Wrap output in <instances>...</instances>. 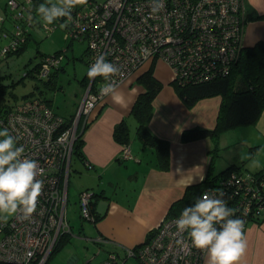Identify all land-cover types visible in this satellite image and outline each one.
<instances>
[{"label":"built area","instance_id":"obj_1","mask_svg":"<svg viewBox=\"0 0 264 264\" xmlns=\"http://www.w3.org/2000/svg\"><path fill=\"white\" fill-rule=\"evenodd\" d=\"M18 2L9 0L12 8H24ZM151 4L152 0H88L73 9L70 20L65 19V37L87 41L89 67L100 55L116 64L121 70L116 78L119 85L144 63L158 62L168 64L173 80L182 85L202 81L214 74L218 63H230L240 53L246 26L244 0H163L164 7L157 13L152 12ZM32 22L28 20L24 29ZM54 28L48 26L49 31ZM15 47L12 40L0 45V59ZM64 54L47 56L41 75L60 65ZM95 80L85 88L78 115L72 121L57 114L39 94L0 113V122L17 138V146H23L24 155L44 169V175L38 177L44 181V188L36 213L28 219L19 213L0 218V261L45 264L58 249L63 234L72 233L67 203L77 125L81 115L86 123L105 99L99 95L105 81L101 77ZM120 157L134 158L129 143L123 144ZM204 193L224 199L234 210L232 218L244 221V232L250 221L264 218V170L253 174L232 169L220 182L206 186L200 197ZM93 196L92 189L79 193L84 218H94ZM180 215L167 213L143 243L120 247L123 254L108 249L97 264H126L131 258L140 264H203L205 253L194 248L187 233L181 234L176 228ZM95 241L99 249L85 264H91L106 244L104 237Z\"/></svg>","mask_w":264,"mask_h":264},{"label":"crops","instance_id":"obj_2","mask_svg":"<svg viewBox=\"0 0 264 264\" xmlns=\"http://www.w3.org/2000/svg\"><path fill=\"white\" fill-rule=\"evenodd\" d=\"M244 3L247 22L243 41L245 46H252L258 41H264V0H244ZM155 70L162 86L154 98L148 125L158 137L169 140L168 167L163 168L158 164L155 148L144 145L129 121L130 148L133 147L132 136L133 139H139L141 148L138 147L137 152L131 148L134 156L132 159L124 160L120 157L123 144L116 140L114 129L126 115L130 116L142 89L140 84L133 87L135 76L119 85L126 106L122 107L111 98L105 97L83 133V162L85 165L91 164L87 167L98 173L96 179L94 177L92 180L93 183L104 185L106 182L103 176L106 175L108 183L118 185V181L122 180V173L131 175L136 181L132 186V193L129 192L124 202L114 199L113 196H106L107 209L104 213L99 210V202L97 205L95 201L97 211L102 217L94 222L97 229L95 236H86V239L92 240L100 235L106 239L103 246H109V249L115 244L134 246L141 243L150 229L168 213L172 204L184 196L187 186L204 180L211 166V154L216 146L213 139L205 136L184 140L182 137L193 127L215 126L222 102L221 96L203 98L193 107H188L171 82L170 67L166 63H160ZM262 170L264 167L256 171ZM93 183L85 189H90ZM105 189L101 188L100 194L105 195ZM245 236L248 247L240 264H264V219L250 221ZM206 261L205 254L203 264Z\"/></svg>","mask_w":264,"mask_h":264},{"label":"rangeland","instance_id":"obj_3","mask_svg":"<svg viewBox=\"0 0 264 264\" xmlns=\"http://www.w3.org/2000/svg\"><path fill=\"white\" fill-rule=\"evenodd\" d=\"M7 1L0 0V19L3 16L5 17ZM7 9L9 10L8 7ZM5 27L8 30L13 29L10 20H6ZM43 28H27V32L30 34L24 50L20 54L9 55L0 61V82L5 84L4 90L0 91V102H6L7 105H10L23 101L24 98L32 94H41L51 100V106L58 114L69 117L77 114L85 94V85L82 80L89 69L87 64L88 53L86 51L87 41L66 38L63 23H59L54 30L49 31L48 27ZM2 43H5L3 38L0 39V44ZM58 50L65 53L61 63L64 69L59 70L55 77L57 88H54L45 85L44 81L48 77H40L37 70L35 71V65L41 61L44 54H51ZM160 63L158 62L155 67H159ZM27 72L30 74L25 75ZM133 85L134 88L140 86L136 76ZM124 118L127 123L129 121L131 128L135 130L137 121L132 112L130 116L126 115ZM80 119H83V115L80 116ZM138 142L139 139L137 137L133 139L132 136L133 147L131 148L134 149V152H137L138 147L141 148ZM217 142V149L211 154L213 158L209 173L212 177L230 165L240 166L238 168L244 173L264 167V110L256 122L237 125L223 131ZM83 160L84 157L81 158L74 151L69 176L67 203V218L72 227V233L66 235L61 247L53 252L46 264H64L69 262L72 256L78 257L75 264H85L99 249V246L93 240L86 239V236H95L97 229L91 219L84 218L81 215L79 203V192L90 183H93L92 180L94 177L96 179L98 173L88 168ZM256 161L259 162L258 166L255 164ZM120 175L122 180L118 181V185L108 183V177L104 175L106 182L104 185L98 186L97 183H93L90 186V189L98 192L101 188H106V194L96 199L97 205L99 202V210L103 213L107 209L106 196H113L114 199L124 202L129 196V192L132 193L131 189L136 181L133 180L131 175L123 173ZM151 230L153 229L151 228ZM150 231L142 243L150 236ZM108 249L109 246H103L100 253L91 261V264H97V261L106 257V250ZM126 264L140 263L136 258H131Z\"/></svg>","mask_w":264,"mask_h":264},{"label":"trees","instance_id":"obj_4","mask_svg":"<svg viewBox=\"0 0 264 264\" xmlns=\"http://www.w3.org/2000/svg\"><path fill=\"white\" fill-rule=\"evenodd\" d=\"M18 1L20 5H24V8L20 6L12 8L8 0L7 7L9 10L6 7L5 17L3 16V20L0 21V39L3 38L5 40V43L0 45L3 47L4 45L9 44L11 40L16 42L15 49L9 48L0 61L9 55L20 54L24 50L30 34L27 32V29H24L28 20L33 21L29 26V29H40L44 27L42 19L37 13V8L40 4L47 3V0H30L28 3H24L25 0ZM52 2L55 3L56 1ZM20 13H22V15H19ZM65 19L66 18L58 19L52 25L56 27L59 23H63V29L65 30ZM6 20L11 21L13 25L12 30H8L5 27ZM17 30H21L19 35H15ZM60 54V50L51 54H44L41 61L35 65V71L37 70L40 77H48V79L44 81L46 86L57 88L55 77L57 76L59 70L64 69V67L61 64L54 66L47 75L42 76L41 71L43 63L46 61L47 56ZM60 63H62V61ZM147 64L148 63H144V65L141 66L135 74H133V76H136L138 83L142 86V89L136 98L131 112L137 121L136 133L138 138L142 140L144 145L153 146L155 148L156 155L159 159L158 164L165 168L168 167L169 164V140L158 137L152 132L148 125L153 109V101L161 89L162 82L155 75L156 63ZM215 68H217V71ZM212 73L214 74L209 75L202 81L185 85L178 83L176 80L172 81V83L178 91L180 98L188 107H193L203 98L221 96L222 102L215 126H196L188 129L182 137L184 140H192L209 136L215 142L216 146L214 150H216L218 137L223 131L237 125L256 122L264 110V41H258L252 46H245V43H243L242 49L240 53H238L237 58L231 60L230 63H218L217 67H214ZM29 74L30 73L27 72L25 75ZM82 82L84 83L85 88L89 85L90 79L87 74L84 76ZM95 85L96 80L94 81L93 88H95ZM4 87L5 84L0 82V91H3ZM34 95L35 94H32L30 96ZM38 96H41V98L44 99L49 106H51V100L49 98L41 94ZM15 104L7 105L6 102H0V113L11 109ZM73 116L74 114L65 118L70 120L73 119ZM3 129H5V126L0 122V130ZM114 136L121 144L130 143L129 125L125 118L116 124ZM74 151L76 154L81 156V158H83L84 152L82 133L78 136L75 142ZM238 167L239 166L237 165H230L213 177L210 173H208L204 180L188 185L184 196L172 204L168 214L182 213L186 206L193 204L195 200L200 197L206 186H211L215 182H220L221 179H224L229 174L230 170L239 169ZM98 195L102 196L104 194H100V191H94L92 201L94 218L91 219L93 222L102 217V215L98 213L95 203ZM263 219L257 221H261ZM66 235L67 234H63L61 237L58 249L61 247ZM99 236L92 238V240L96 242L95 239ZM141 243L132 247H137ZM120 247H122L120 244H115L110 249L116 250L119 254H123L124 250ZM0 264L16 263L0 261Z\"/></svg>","mask_w":264,"mask_h":264},{"label":"clouds","instance_id":"obj_5","mask_svg":"<svg viewBox=\"0 0 264 264\" xmlns=\"http://www.w3.org/2000/svg\"><path fill=\"white\" fill-rule=\"evenodd\" d=\"M87 3L88 0H56L55 3L47 0L38 6L37 13L47 28L58 19L70 20L73 9ZM163 7V0H152L153 13L160 12ZM120 74V68L107 61L104 55H100L87 71L90 80L101 77L105 81L99 89L101 97H109L124 107V96L116 80ZM24 152L8 129L0 130V218L19 213L28 219L37 211L44 188V181L38 177L44 175V169ZM258 163L255 162L257 166ZM233 216L234 210L224 199L204 193L183 209L175 225L179 233H187L194 248L206 254V264H240L248 241L244 221Z\"/></svg>","mask_w":264,"mask_h":264},{"label":"bare ground","instance_id":"obj_6","mask_svg":"<svg viewBox=\"0 0 264 264\" xmlns=\"http://www.w3.org/2000/svg\"><path fill=\"white\" fill-rule=\"evenodd\" d=\"M246 22H247V9H246V20H245V24H246ZM56 28V27H55ZM54 28V29H55ZM53 29V30H54ZM171 70V69H170ZM170 79H171V82L172 81H174L173 80V78H172V71H171V77H170ZM93 82L94 80H90V82ZM124 83V82H123ZM121 85V84H120ZM102 102V101H101ZM100 102V103H101ZM99 103V104H100ZM98 104V105H99ZM98 105H97V107H98ZM52 107V106H51ZM97 107H96V109H97ZM53 108V107H52ZM79 109V108H78ZM55 111V110H54ZM56 112V111H55ZM77 115H78V112H77V114H75L74 116H73V118L74 117H77ZM92 119H93V115H92V117L89 119V120H87V122L85 123L84 121H85V119L83 118L82 120L80 119V117H79V121H78V125H77V137H76V140H77V138H78V136L82 133V138H83V133H84V131H85V129L87 128V126H88V124H90V122L92 121ZM70 121H72V119H70ZM80 123H81V125H80ZM79 127H80V129H79ZM76 140H75V142H76ZM75 142H74V145H75ZM69 185V184H68ZM48 261V260H47ZM46 264V263H45Z\"/></svg>","mask_w":264,"mask_h":264},{"label":"water","instance_id":"obj_7","mask_svg":"<svg viewBox=\"0 0 264 264\" xmlns=\"http://www.w3.org/2000/svg\"><path fill=\"white\" fill-rule=\"evenodd\" d=\"M77 256H72L70 259H69V262L73 263L74 261L77 260Z\"/></svg>","mask_w":264,"mask_h":264},{"label":"flooded vegetation","instance_id":"obj_8","mask_svg":"<svg viewBox=\"0 0 264 264\" xmlns=\"http://www.w3.org/2000/svg\"><path fill=\"white\" fill-rule=\"evenodd\" d=\"M256 172H257V171H254V172H251V173H253V174H254V173H256Z\"/></svg>","mask_w":264,"mask_h":264}]
</instances>
